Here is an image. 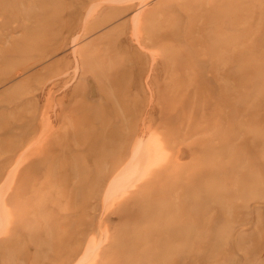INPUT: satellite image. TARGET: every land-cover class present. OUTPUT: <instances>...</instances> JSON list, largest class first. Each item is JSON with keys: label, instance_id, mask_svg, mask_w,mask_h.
<instances>
[{"label": "rangeland", "instance_id": "1", "mask_svg": "<svg viewBox=\"0 0 264 264\" xmlns=\"http://www.w3.org/2000/svg\"><path fill=\"white\" fill-rule=\"evenodd\" d=\"M0 264H264V0H0Z\"/></svg>", "mask_w": 264, "mask_h": 264}, {"label": "bare ground", "instance_id": "2", "mask_svg": "<svg viewBox=\"0 0 264 264\" xmlns=\"http://www.w3.org/2000/svg\"><path fill=\"white\" fill-rule=\"evenodd\" d=\"M3 5H4V3H3ZM2 8H3V7H2ZM2 10H5V9L3 8ZM49 16H51V15L49 14ZM30 18H31V17H30ZM46 18H47V16H46ZM47 22H48V21H47ZM46 25H47V23H46ZM56 25H57V24H56ZM47 26H48V25H47ZM44 27H45V26H44ZM46 29H47V28H46ZM32 33H33V32H32ZM45 34H47V33H45ZM36 35H37V34H36ZM37 36H38V38L40 37L39 34H38ZM42 36H43V38H45L44 35H42ZM45 36H46V35H45ZM36 38H37V37H36ZM39 40H40V39H39ZM42 40H43V39H42ZM20 46H21V44H20ZM20 46H19V47H20ZM26 46H27V45H26ZM16 47H17V46H16ZM21 47H23V46H21ZM24 47H25V46H24ZM24 47H23V48H24ZM27 47H28V46H27ZM18 49H19V48L17 47V49H15V50H18ZM20 49L22 50V48H20ZM20 49H19V50H20ZM15 50H14V51H15ZM23 50H25V49H23ZM28 50H29V49H28ZM5 51H6V50H5ZM8 51H9V50H8ZM8 51H7V52H8ZM14 51L11 50V52H14ZM7 52H6V54H7ZM15 52H16V51H15ZM8 53H10V52H8ZM17 53L19 54V52H16L15 54L17 55ZM13 54H14V53H13ZM4 55H5V53H4ZM6 56H7V55H6ZM75 62H76V61H75ZM75 65H76V64H75ZM221 78H222V77H221ZM175 81H176V80H175ZM179 81H180V80H179ZM184 82H186V81H184ZM176 83H177V81H176ZM116 84H117V83H116ZM180 86H181V85H180ZM179 88H180V87H179ZM180 89H181V88H180ZM219 89H220V88H219ZM225 89H226V88H225ZM227 89H228V88H227ZM121 90H122V89H121ZM118 91H120V90H118ZM220 91H221V89H220ZM180 92H181V91H180ZM119 93H121V92H119ZM123 93H124V91H123ZM208 94H209V93H208ZM223 94H224V93H223ZM176 95H177V94H176ZM176 95H175V96H176ZM178 95H179V93H178ZM202 95H203V94H202ZM179 96H180V95H179ZM179 96H177V97L179 98ZM185 96H187V93L185 94ZM224 97H225V96H224ZM226 97H227V96H226ZM175 98H176V97H175ZM193 98H194V97H193ZM175 100H176V99H175ZM182 100H183V99H182ZM182 100H181V101H182ZM211 100H212V99H211ZM213 100H214V99H213ZM181 101L179 100V103H180ZM211 102H212V101H211ZM177 103H178V102H177ZM193 105H194V104H193ZM180 106H181V105H180ZM180 106H179V107H180ZM54 107H55V106H54ZM179 107H178V108H179ZM180 108H181V107H180ZM203 108H205V107H203ZM221 108H222V107H221ZM182 109H183V107H182ZM182 109H181V111H182ZM205 109H206V108H205ZM191 110L194 111L193 109H191ZM183 111H184V110H183ZM207 111H208V110H207ZM194 112H196V111H194ZM194 112H193V113H194ZM208 112H209V111H208ZM210 112H211V111H210ZM191 113H192V112H191ZM191 113H190V114H191ZM212 113H214V112H212ZM182 114H183V113H182ZM187 115H188V114H187ZM192 115H193V114H192ZM200 115H201V114H200ZM203 115H204V114H203ZM98 116H99V115H98ZM188 116H189V115H188ZM206 116H207V114H206ZM195 117H196V116H195ZM201 117H202V116H201ZM84 118L87 119V117H84ZM187 118H188V117H187ZM190 118H192V116H190ZM183 119H184V118H183ZM198 119H201L200 122H201V121L203 122L202 118L199 117ZM203 119H204V117H203ZM81 120H83V119H81ZM186 120H187V119H186ZM189 120H190V119H189ZM193 120H194V119H193ZM204 120H205V119H204ZM191 121H192V119H191ZM142 122H143V121H142ZM193 122H196V121H193ZM81 123H82V121H81ZM82 125H83V123H82ZM105 127H106V126H105ZM105 127H104V128H105ZM78 128H79V127H78ZM78 128H77V129H78ZM115 133H116V132H115ZM114 135H115V134H114ZM110 136H111V135H110ZM116 136H117V135H116ZM117 138H118V137H117ZM121 138H122V137H121ZM114 139H115V138H114ZM95 141H96V144H98V146H97V151L100 152V153H101L102 151H104V152H105V151H108V150H109V147H113V146H112L113 144H111V143H112L111 140H103V141H101L100 139L98 140V137H95V138H94V142H95ZM100 141H101V142H100ZM117 141H118V139H117ZM117 141H116V142H117ZM113 142H115V140H114ZM119 142H120V141H119ZM83 143H84V142H83ZM121 143H123V145H124V142H123V141H122ZM115 144H116V143H115ZM117 145H118V147H120L119 143L116 144V146H117ZM123 145H122V146H123ZM122 146H121V148H122ZM142 147H143V146H142ZM252 148H253V147H252ZM88 150H89V149H88ZM114 150H116V148H115ZM118 150H119V149H118ZM138 150H139V148H138ZM244 155H248V154H244ZM136 158H137V157H136ZM141 158H142V157H141ZM101 166H102V165H101ZM125 167H126V166H125Z\"/></svg>", "mask_w": 264, "mask_h": 264}]
</instances>
